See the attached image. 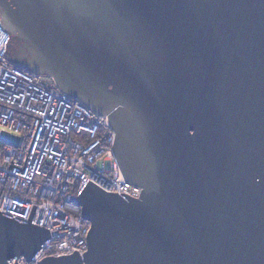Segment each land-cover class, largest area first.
<instances>
[{
	"label": "water",
	"instance_id": "obj_1",
	"mask_svg": "<svg viewBox=\"0 0 264 264\" xmlns=\"http://www.w3.org/2000/svg\"><path fill=\"white\" fill-rule=\"evenodd\" d=\"M0 27L6 57L107 117L142 188L88 180L87 248L38 264H264V0H0ZM35 207L0 211V264L51 237Z\"/></svg>",
	"mask_w": 264,
	"mask_h": 264
},
{
	"label": "built area",
	"instance_id": "obj_2",
	"mask_svg": "<svg viewBox=\"0 0 264 264\" xmlns=\"http://www.w3.org/2000/svg\"><path fill=\"white\" fill-rule=\"evenodd\" d=\"M7 36L0 27V133L19 139L14 145L0 139V211L27 221L34 204L30 222L51 236L32 260L20 255L16 264L74 249L82 255L90 224L70 196L88 180L133 197L142 188L123 178L107 117L9 62L2 50Z\"/></svg>",
	"mask_w": 264,
	"mask_h": 264
},
{
	"label": "rangeland",
	"instance_id": "obj_3",
	"mask_svg": "<svg viewBox=\"0 0 264 264\" xmlns=\"http://www.w3.org/2000/svg\"><path fill=\"white\" fill-rule=\"evenodd\" d=\"M39 77H40V80L42 82H45V83H47L50 86H55V82L53 81V79L51 78V76L44 74V75H40Z\"/></svg>",
	"mask_w": 264,
	"mask_h": 264
},
{
	"label": "flooded vegetation",
	"instance_id": "obj_4",
	"mask_svg": "<svg viewBox=\"0 0 264 264\" xmlns=\"http://www.w3.org/2000/svg\"><path fill=\"white\" fill-rule=\"evenodd\" d=\"M17 47H18V49H19V44H18V46H17ZM17 52H18V51H16V52L14 53V55H16V54H17ZM14 55H13V56H14ZM20 66H22V68H23V69H27V70H28V68H29L28 64H27V63H25V62H23V61H22V63H21V65H20ZM51 78H52V77H51ZM52 79H53V78H52Z\"/></svg>",
	"mask_w": 264,
	"mask_h": 264
},
{
	"label": "trees",
	"instance_id": "obj_5",
	"mask_svg": "<svg viewBox=\"0 0 264 264\" xmlns=\"http://www.w3.org/2000/svg\"><path fill=\"white\" fill-rule=\"evenodd\" d=\"M7 59H8V61L11 62L12 64H15V63L12 61V57H11V54H10V53H7ZM15 65H16V64H15ZM16 66H17V65H16ZM17 67L20 68L19 66H17ZM20 69L24 70L22 67H21ZM24 71H25V70H24ZM26 72H28V71H26ZM71 191H74V190L71 189Z\"/></svg>",
	"mask_w": 264,
	"mask_h": 264
}]
</instances>
